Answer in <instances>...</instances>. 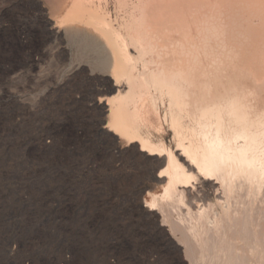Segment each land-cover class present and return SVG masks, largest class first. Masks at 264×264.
<instances>
[{"label": "rangeland", "instance_id": "1", "mask_svg": "<svg viewBox=\"0 0 264 264\" xmlns=\"http://www.w3.org/2000/svg\"><path fill=\"white\" fill-rule=\"evenodd\" d=\"M74 1L0 0V264H195L160 208L159 215L146 208L164 193L157 183L164 166L110 131L112 54L87 17L67 18ZM90 1L115 17L114 3ZM159 101L160 127L142 135L176 152L168 98ZM183 119L185 132L199 131L195 119ZM191 185L197 197L208 194L193 210L207 205L214 228L229 208L206 184ZM248 186L228 204L259 209V250L246 255L264 264V177L256 192ZM186 201L166 209L173 221L187 217Z\"/></svg>", "mask_w": 264, "mask_h": 264}, {"label": "bare ground", "instance_id": "2", "mask_svg": "<svg viewBox=\"0 0 264 264\" xmlns=\"http://www.w3.org/2000/svg\"><path fill=\"white\" fill-rule=\"evenodd\" d=\"M97 1L114 3L115 17L104 5L77 0L67 18L73 12L81 19L87 17L85 24L94 27L111 51L116 71L112 70L114 85L109 92L114 95L104 104L110 131L140 145L144 156L156 157L157 166H164L157 176V183H164V193L146 208L158 215L154 207L160 208L173 232L183 237L181 246L191 263L249 264L248 250L252 255L259 250L254 227L261 214L254 207L234 210L228 202L237 196L240 199L245 185L256 192L258 187L253 189V185L264 177L260 97L264 87V0ZM163 96L168 98L169 110L164 116L171 119L177 153L162 142L156 145L143 137L148 132L142 135L145 129L160 127L157 101L164 104ZM218 98L224 101L218 103ZM185 117L195 119L199 131L185 132ZM194 180L214 190L229 208L225 216L219 215L214 228L208 226L207 205L201 203L203 207L193 210L196 202L208 198V194L197 197L196 187L191 185ZM177 198L184 205L190 201L187 217L180 211L184 217L180 222L173 221L166 210ZM236 239L244 246H237Z\"/></svg>", "mask_w": 264, "mask_h": 264}]
</instances>
